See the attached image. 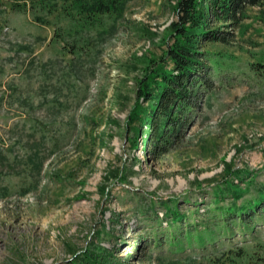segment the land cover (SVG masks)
Here are the masks:
<instances>
[{
    "label": "rangeland",
    "instance_id": "1",
    "mask_svg": "<svg viewBox=\"0 0 264 264\" xmlns=\"http://www.w3.org/2000/svg\"><path fill=\"white\" fill-rule=\"evenodd\" d=\"M46 1L49 14L41 0H0V264H69L100 247L126 264H264V203L243 219L218 208L229 194L214 198L225 182L240 200L264 184L258 9L203 47L201 108L150 158L127 114L142 68L171 42L176 0H118L84 29ZM168 197L186 214L170 226Z\"/></svg>",
    "mask_w": 264,
    "mask_h": 264
},
{
    "label": "trees",
    "instance_id": "2",
    "mask_svg": "<svg viewBox=\"0 0 264 264\" xmlns=\"http://www.w3.org/2000/svg\"><path fill=\"white\" fill-rule=\"evenodd\" d=\"M117 2L118 0H60V7L64 12L58 14H68L73 27L79 25L80 29L89 28L102 15L110 13ZM46 3L49 5L48 1L41 0V8L46 7ZM249 7H256L264 21V0H176L174 8L177 19L170 24L171 42L160 57H150L142 68L135 81V103L127 114L126 125L132 132V137L135 136V143L136 137L144 134L145 145L150 141L154 144L150 152L148 148L145 149L146 157H158L182 133L185 127L184 116L200 110V103L195 102L194 98L203 84L202 78L210 68V51L203 47L209 43L229 42L239 22L248 16L246 11ZM49 9L51 7L46 10V14L51 12ZM210 23L218 25L210 27ZM72 30L76 31L75 28ZM53 35L60 37L56 29ZM131 64L138 68L134 63ZM252 69L258 75H264V62L254 63ZM119 172L116 171L113 176L120 178ZM250 182L247 184L250 185ZM225 194H229L232 201L218 208H222L223 213L242 218L244 214L257 213L263 205L264 184L256 187L253 196L240 200L244 194L242 189L225 182V188L214 191V198L218 201ZM175 199L168 197L163 201V214L168 226L177 224L186 217L175 206ZM100 248H85L80 254L76 252L69 264H126L127 258L117 259L115 247Z\"/></svg>",
    "mask_w": 264,
    "mask_h": 264
}]
</instances>
